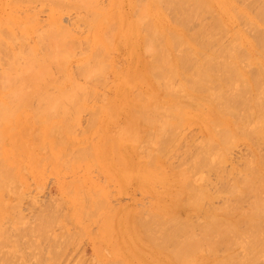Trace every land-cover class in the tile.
<instances>
[{
    "label": "rangeland",
    "instance_id": "374dc122",
    "mask_svg": "<svg viewBox=\"0 0 264 264\" xmlns=\"http://www.w3.org/2000/svg\"><path fill=\"white\" fill-rule=\"evenodd\" d=\"M187 5L188 0H0V264H155L142 252L143 227L154 194L166 199L170 187L156 174L162 167L190 171L194 155L188 147L203 134L197 124L178 130L173 155L168 145L160 152L162 145L148 142L150 130L131 139L126 125L134 110L124 103L139 95L135 73L141 66L132 46L144 44V24L137 23L140 36L125 28L149 8L173 28ZM124 82L130 84L126 92ZM150 116L169 119L161 109ZM249 146L239 140L228 147L219 161L227 170L221 183L216 172H205L208 189L222 191L209 205L230 198L232 175L240 180L252 154L264 156V140L257 149ZM149 153L167 158L149 165ZM141 169L155 175L141 182L130 174ZM35 184L63 188L73 208L47 199ZM245 200L244 206L251 199Z\"/></svg>",
    "mask_w": 264,
    "mask_h": 264
},
{
    "label": "bare ground",
    "instance_id": "6f19581e",
    "mask_svg": "<svg viewBox=\"0 0 264 264\" xmlns=\"http://www.w3.org/2000/svg\"><path fill=\"white\" fill-rule=\"evenodd\" d=\"M188 1L181 22L173 28L150 8L125 28L127 34L144 38V44L132 46L141 66L135 73L139 95L124 103L134 110L126 125L131 139L150 130L148 142L162 145L160 152L168 145L173 155L179 149L173 144L182 135L178 130L197 124L203 134L195 150L192 143L188 147L194 155L190 171L162 167L156 174L170 187L166 199L154 194L144 222L142 252L155 264H264V156L252 154L240 180L233 173L226 192L230 198L220 206L207 203L222 191L211 192L205 175L214 171L221 183L225 169L219 161L226 158L228 147L243 140L255 148L264 140V0ZM137 23L144 24L140 34ZM151 40L160 45L153 47ZM9 67L13 70V63ZM129 87L124 82L122 89ZM158 109L169 119L153 120L150 113ZM160 156L149 153L145 158L154 165L167 158ZM132 172L141 182L155 175L144 169ZM246 198L251 200L244 206Z\"/></svg>",
    "mask_w": 264,
    "mask_h": 264
},
{
    "label": "crops",
    "instance_id": "0c3cea01",
    "mask_svg": "<svg viewBox=\"0 0 264 264\" xmlns=\"http://www.w3.org/2000/svg\"><path fill=\"white\" fill-rule=\"evenodd\" d=\"M21 186V192L23 193L26 185L24 183L20 184ZM35 187L40 191L46 192V198L52 199L58 202L60 206H63L65 208H73L74 205L70 206V200H67L66 192H64L63 188H60L59 186L52 184L48 185L47 187H41L38 184H35ZM73 189V188H72ZM71 194H73V191L70 189Z\"/></svg>",
    "mask_w": 264,
    "mask_h": 264
}]
</instances>
